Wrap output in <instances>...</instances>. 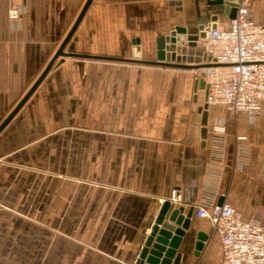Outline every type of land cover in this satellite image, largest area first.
<instances>
[{
    "label": "crops",
    "instance_id": "0c3cea01",
    "mask_svg": "<svg viewBox=\"0 0 264 264\" xmlns=\"http://www.w3.org/2000/svg\"><path fill=\"white\" fill-rule=\"evenodd\" d=\"M85 1L0 0V123L45 68ZM170 1L92 0L73 34L75 51L134 59L138 47L139 59L156 60L159 36L176 26L197 33V22L209 19L204 0ZM248 18L264 27V0L254 1ZM228 19L218 14L216 26L225 27ZM119 59L56 60L1 130V196L13 201L12 186L2 185L15 176L27 186L39 182L40 172L25 164L46 159L59 171L67 169L54 176L71 187L68 204L59 209L69 221L64 215L53 221L56 229L68 228L69 236L53 237L52 252L38 237L15 254L14 205L0 203V264H136L173 190L182 195V203L173 206L183 207L184 214L193 208L188 242L178 250L181 264H221L218 236L208 220L195 215L202 189L218 190L217 202L234 207L245 220L257 208L264 212V102L257 113L232 114L222 105L203 109L205 90L196 79L205 67ZM215 125L226 132L218 176L207 170ZM236 134L246 137L245 163L235 160ZM17 211L29 214L30 206ZM21 222L26 228L31 223ZM198 234L205 238L199 252Z\"/></svg>",
    "mask_w": 264,
    "mask_h": 264
},
{
    "label": "built area",
    "instance_id": "2783aa9c",
    "mask_svg": "<svg viewBox=\"0 0 264 264\" xmlns=\"http://www.w3.org/2000/svg\"><path fill=\"white\" fill-rule=\"evenodd\" d=\"M255 0H238L235 15L225 27L215 26L201 39V49L212 63L205 67V103L222 105L232 114L257 113L264 102V27L248 18ZM17 16L16 10L13 11ZM208 172L220 175L225 154V128L212 127ZM246 137L235 135V160L245 163L247 152L242 143ZM220 167V168H219ZM264 176V163L261 169ZM218 190L202 189L195 206L197 218L210 222L212 232L221 244V264H264V212L257 208L245 220L234 207L217 202ZM182 203V195L173 190L168 200Z\"/></svg>",
    "mask_w": 264,
    "mask_h": 264
},
{
    "label": "water",
    "instance_id": "95a60500",
    "mask_svg": "<svg viewBox=\"0 0 264 264\" xmlns=\"http://www.w3.org/2000/svg\"><path fill=\"white\" fill-rule=\"evenodd\" d=\"M92 0H86L81 8L78 16L76 17L69 32L53 53L50 60L46 64L45 68L19 99L12 110L5 116L0 123L1 130L9 123V121L15 116L20 108L26 103L30 96L37 89L41 81L51 70L56 60H63L67 56H80L91 58H105L116 59L114 57H103L96 55L81 54L75 51L73 36L76 28L78 27L81 19L83 18L88 6ZM200 0H190L197 4ZM209 13V19L207 22H197V33H187V29L183 26L174 27L168 34L161 35L157 38V55L156 60H141L139 59V49H134V59H119L127 61H140L150 64L165 65L171 67H179L185 69H199L204 68L212 63H205L210 61V57L207 56L200 47L198 42L202 39L206 31L216 26V20L218 14L225 13L229 18L234 17L236 11V2L238 0H204ZM170 3L180 5V0H171ZM73 39V40H72ZM199 86L204 88L205 84L203 79H196ZM203 109H207V103L202 106ZM222 204V202H219ZM193 208L184 214L183 207H175L169 201L163 202L158 215L154 221L153 227L150 230L147 237L144 248L142 249L139 259L136 264H181L182 253L178 250L182 247H186L188 242V234L190 220L192 217ZM197 242L195 244V251L199 252L203 248L205 241L204 236L197 235Z\"/></svg>",
    "mask_w": 264,
    "mask_h": 264
},
{
    "label": "rangeland",
    "instance_id": "374dc122",
    "mask_svg": "<svg viewBox=\"0 0 264 264\" xmlns=\"http://www.w3.org/2000/svg\"><path fill=\"white\" fill-rule=\"evenodd\" d=\"M25 88L22 89L15 98L13 107L28 90H25ZM25 166H29L40 172L38 173L41 177L39 182L31 180L30 184L27 186L25 181L21 182V178L17 180L15 176L13 183L7 181L2 185L3 188H5V185H7V188L12 186L13 201L11 202V197L0 195V203H11L14 205L13 215L15 216L14 221L16 222L14 225V252L20 255L22 250L25 249L30 240H32L31 238L36 239L38 237L46 240L45 249L47 252H52L53 245L50 242H53V237L60 235L69 236L70 231L68 228L59 230L53 227V221L56 220L59 215H64V219L69 221V214H60L59 209L60 204L62 207L68 204L69 190L71 187L70 182L65 180L60 181L57 176H54V174L59 175L61 171L66 172L67 169L65 170L63 168L61 171L55 169L54 164L50 162L49 159H46L45 162L41 164L32 161L31 164L26 163ZM26 170H24L23 173H26ZM43 177L44 181H42ZM23 205L30 206L29 214L17 211V209H20ZM17 221L19 223H17ZM21 221H30L31 223L29 227L26 228V223L24 222L23 224ZM41 221L47 223L45 228L41 227L43 223L42 225L38 224H41ZM27 236H29V239ZM31 245H33V243ZM28 246L30 248V244Z\"/></svg>",
    "mask_w": 264,
    "mask_h": 264
},
{
    "label": "trees",
    "instance_id": "16d2710c",
    "mask_svg": "<svg viewBox=\"0 0 264 264\" xmlns=\"http://www.w3.org/2000/svg\"><path fill=\"white\" fill-rule=\"evenodd\" d=\"M53 67V66H52Z\"/></svg>",
    "mask_w": 264,
    "mask_h": 264
}]
</instances>
